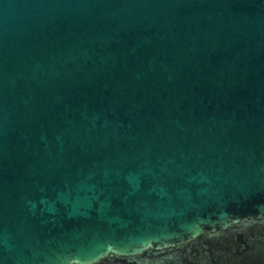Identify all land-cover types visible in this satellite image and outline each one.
<instances>
[{"label": "water", "instance_id": "water-1", "mask_svg": "<svg viewBox=\"0 0 264 264\" xmlns=\"http://www.w3.org/2000/svg\"><path fill=\"white\" fill-rule=\"evenodd\" d=\"M0 264H264V0H0Z\"/></svg>", "mask_w": 264, "mask_h": 264}]
</instances>
